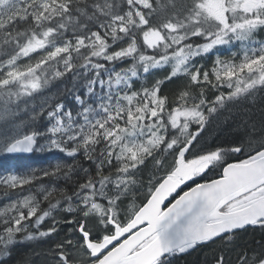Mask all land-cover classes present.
<instances>
[{"label":"snow or ice","instance_id":"1","mask_svg":"<svg viewBox=\"0 0 264 264\" xmlns=\"http://www.w3.org/2000/svg\"><path fill=\"white\" fill-rule=\"evenodd\" d=\"M258 93L264 0H0V264H264Z\"/></svg>","mask_w":264,"mask_h":264},{"label":"rangeland","instance_id":"2","mask_svg":"<svg viewBox=\"0 0 264 264\" xmlns=\"http://www.w3.org/2000/svg\"><path fill=\"white\" fill-rule=\"evenodd\" d=\"M39 102H40L39 100L36 101V103ZM243 111L246 115H250L256 120H259L261 113L264 112V93H258L253 99L248 100L246 102V107L243 108ZM225 115H228V113H225ZM46 249H47L46 245L35 248V252H32V250L28 249L27 254L31 256V259L35 261V264H45L44 253L46 252ZM190 258L192 259H189V257L184 258L179 262V264H183V263L202 264L204 260V252H199V253L194 252L190 256Z\"/></svg>","mask_w":264,"mask_h":264},{"label":"trees","instance_id":"3","mask_svg":"<svg viewBox=\"0 0 264 264\" xmlns=\"http://www.w3.org/2000/svg\"><path fill=\"white\" fill-rule=\"evenodd\" d=\"M256 238L259 239V235H257ZM27 253H28V249H19L16 253H14L13 258L10 261V264H18V262L23 261L29 255ZM191 255L186 256L185 258L189 257V259H192L190 258Z\"/></svg>","mask_w":264,"mask_h":264}]
</instances>
